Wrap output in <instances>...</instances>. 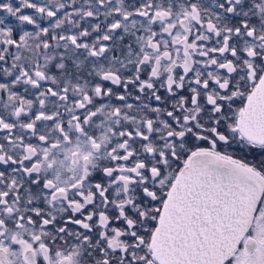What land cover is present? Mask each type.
<instances>
[{"label":"snow or ice","instance_id":"1","mask_svg":"<svg viewBox=\"0 0 264 264\" xmlns=\"http://www.w3.org/2000/svg\"><path fill=\"white\" fill-rule=\"evenodd\" d=\"M0 13V264H264V0Z\"/></svg>","mask_w":264,"mask_h":264},{"label":"flooded vegetation","instance_id":"2","mask_svg":"<svg viewBox=\"0 0 264 264\" xmlns=\"http://www.w3.org/2000/svg\"><path fill=\"white\" fill-rule=\"evenodd\" d=\"M17 2V0H13V3L15 4ZM0 15H3V13H0ZM6 22H9V23H17L14 18L12 17H9L8 21ZM30 27V26H29Z\"/></svg>","mask_w":264,"mask_h":264}]
</instances>
